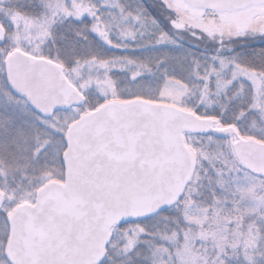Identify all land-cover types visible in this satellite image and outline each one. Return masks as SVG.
<instances>
[{"label": "rangeland", "instance_id": "374dc122", "mask_svg": "<svg viewBox=\"0 0 264 264\" xmlns=\"http://www.w3.org/2000/svg\"><path fill=\"white\" fill-rule=\"evenodd\" d=\"M0 4L6 3L0 0ZM148 8L150 16L153 14L177 39L206 52L227 54L264 40V3L229 11H208L184 0H49L37 16L1 8L5 12L2 11L4 19L0 22L5 29V41L0 45V189L4 193L0 210V264H14L7 251L9 216L14 209L32 203L37 190L46 183L64 181L62 154L66 132L88 112L85 103L89 95L102 98L103 104L119 101L112 99L116 91L110 78L111 69L105 63L91 60L66 74L84 95L82 106L51 115L35 114L7 86V57L14 51H22L47 59L55 26L83 19L91 22V32L108 46L118 41L116 44L121 47V43L131 42L139 34L145 36L155 31V24L147 23ZM131 66L135 67L132 63ZM242 81L253 86L254 97L259 93L264 96V76L235 63L220 64V70L205 77L203 93L197 88L192 93L190 87L178 84L166 89L162 96L175 104L195 97L200 105L212 104L213 108L210 98ZM212 82L215 86L210 90ZM260 122L264 126V114ZM214 126L226 128L217 119ZM242 138L247 139L239 130L227 135L184 134L194 158L193 172L180 196L167 206L178 208L179 214L171 220L173 230L157 236L159 246L151 264H264V176L244 168L237 160L233 144ZM47 150H51L48 159ZM40 170L39 180L31 184V177ZM117 239L125 251L134 249L136 241L131 232L119 234Z\"/></svg>", "mask_w": 264, "mask_h": 264}, {"label": "water", "instance_id": "95a60500", "mask_svg": "<svg viewBox=\"0 0 264 264\" xmlns=\"http://www.w3.org/2000/svg\"><path fill=\"white\" fill-rule=\"evenodd\" d=\"M184 1L214 11L264 3ZM4 41L0 24V45ZM5 76L9 89L44 115L85 101L62 67L46 58L14 51ZM214 123L212 117L142 99L110 101L84 114L66 132L65 180L46 183L32 203L9 216V258L14 264H99L115 224L151 215L180 196L194 167L184 133H230ZM233 149L241 166L264 176V142L242 138ZM3 200L0 190V210Z\"/></svg>", "mask_w": 264, "mask_h": 264}, {"label": "trees", "instance_id": "16d2710c", "mask_svg": "<svg viewBox=\"0 0 264 264\" xmlns=\"http://www.w3.org/2000/svg\"><path fill=\"white\" fill-rule=\"evenodd\" d=\"M47 1L49 0H4L6 4H0L3 5L0 9L37 16ZM133 7L132 5L131 8ZM142 7L147 8L143 2ZM149 10L148 8L146 12L147 23L148 26L155 24V31H149L145 36L139 34L133 41L121 43V47L116 44L118 41L110 47L91 32V22L88 19L81 22L64 21L55 26L49 40V43H52H48L50 52L46 53V57L62 66L68 75L77 67L91 60H98L111 69L110 78L116 91L112 96L113 100L142 99L176 107L180 105L199 116L217 119L229 127L231 132L239 130L247 139L264 142V126L260 125V117L264 114V96L259 93L254 97V88L249 82H235L219 95L213 94L215 97L210 98V102L214 103L213 108L212 104L209 107L200 105L195 97L175 104L162 96L166 89L176 87L178 84L185 88L190 87L192 93L196 88L203 93L205 77L220 70V64L235 63L264 76V40L249 43L227 54L206 52L177 39L163 27V24L153 18V14L150 16ZM2 11L1 9L0 22L4 19ZM121 61H125L126 64H122ZM131 63L135 67H132ZM76 82L80 84L79 81ZM214 86L212 82L210 90ZM239 89L240 97L237 96ZM102 104V98L90 94L85 106H88L87 110L90 111ZM33 113L42 115L35 110ZM258 129L260 131H257ZM50 151L47 150V159L51 156ZM41 171L31 177V184L39 180ZM175 214H179L178 208L166 207L146 217L115 224L110 242L99 264H151L150 260L159 246L157 236L167 233V230H173ZM126 231L131 232L136 241L131 252L125 251L117 242V236Z\"/></svg>", "mask_w": 264, "mask_h": 264}]
</instances>
